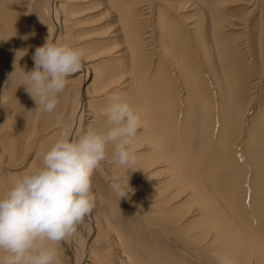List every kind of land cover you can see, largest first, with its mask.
Segmentation results:
<instances>
[{"label":"bare ground","instance_id":"obj_1","mask_svg":"<svg viewBox=\"0 0 264 264\" xmlns=\"http://www.w3.org/2000/svg\"><path fill=\"white\" fill-rule=\"evenodd\" d=\"M225 1L0 0V98L13 94L0 102V164H27L1 171L0 186L42 167L55 141L105 129L112 87L141 118L128 145L136 164L120 166L108 146L92 176L95 208L57 245L56 264H218L225 254L264 264V0H244L259 19L231 40ZM47 40L84 52L52 113L13 72L33 70ZM20 109L29 115L12 126ZM112 178L128 180V198Z\"/></svg>","mask_w":264,"mask_h":264},{"label":"clouds","instance_id":"obj_2","mask_svg":"<svg viewBox=\"0 0 264 264\" xmlns=\"http://www.w3.org/2000/svg\"><path fill=\"white\" fill-rule=\"evenodd\" d=\"M84 52L65 44L46 41L37 47L31 71L19 69V86L45 113H52L65 92L67 78L83 68ZM105 110L107 127L92 129L75 141L59 139L43 153V166L12 183L0 196V264H56L57 245L77 233L95 208L92 176L112 156L122 167L136 164L130 145L141 128V118L123 101L109 98ZM109 186L119 201L132 189L128 180L112 178ZM218 264H236L228 254Z\"/></svg>","mask_w":264,"mask_h":264},{"label":"rangeland","instance_id":"obj_3","mask_svg":"<svg viewBox=\"0 0 264 264\" xmlns=\"http://www.w3.org/2000/svg\"><path fill=\"white\" fill-rule=\"evenodd\" d=\"M137 1L138 0H120V2H123L122 5L124 3H126V2H128L130 4H132V3L135 4V2H137ZM248 4H249V2H246L244 0H226L224 2L225 11L228 12V14L231 15V16H229L231 22H227L226 20H228V19H225L223 21V23H224L223 27L224 28L222 29L221 33L228 40H231V38H232V37H229V34L231 35V34H234V33L238 32V31H241L240 30L241 27H243L245 30H248V31L251 30V33L255 29L256 26L254 24H255V22H257V19H259V16L258 15H259L260 6H257L255 8H253L254 13L251 14L249 11H247L245 9L246 7H248ZM248 17H249V19H248ZM242 18H244V20L246 18V20H245L246 22ZM227 23H228V25H226ZM229 23H234V24L230 25ZM93 38L91 40H93ZM252 40L255 41L254 42V45H257L258 44V40L259 39L257 40V36L255 37V35H254L252 37ZM89 60H90L89 62L92 63V64L93 63H96V64H100V65H103V66L105 65V63H97L98 61L94 60V58L89 59ZM262 77H263V75H262ZM117 88H118L117 86L116 87H112V90H109L108 92L104 93V95H103V97H104L103 102H105L111 96L116 95L117 93H115V91H117ZM111 91H112V93H111ZM109 93H111V94H109ZM12 98H13V94H9V95H7V96H5L3 98H0V102H7V101H9ZM31 104H34V101H32ZM29 111H30V109H20L19 111L12 112V115H13V118H11L12 119V126L15 124L13 121H16L18 118H20L22 116L29 115ZM6 112L7 113H6V116L5 117L8 116L9 111L7 110ZM182 116L183 115H179V117H182ZM18 129H19L18 125H15L13 127L14 132H16ZM198 129H200V128H194L193 131H192V135H193L194 138L197 135ZM8 155H9V153L6 151L4 153V157H8ZM14 158H15V156L12 159H14ZM14 162L15 161H10L9 163H7L5 165V164H3V161H2V163L0 164V172L1 171H5L7 169V170H9V171H11L12 173L15 174L16 173V170L14 168L25 167L27 165L25 163V159H24L23 156H21L19 159H17L15 163ZM4 176H7L5 174V172L0 173V179L2 177H4ZM5 180L2 179V181H1V186L0 187L3 190H6L7 188L9 189V186H8L9 184ZM101 180H102L103 183H105V180L104 179L101 178ZM78 229H80V230L84 229L83 223H80L79 224ZM64 250H67V254H65V252H63V257L66 259V262H67V259L69 260V259H72V258H69V257H71L70 249L68 250V247L65 244H64ZM111 250L114 251V249H111ZM67 256H68V258H66Z\"/></svg>","mask_w":264,"mask_h":264}]
</instances>
